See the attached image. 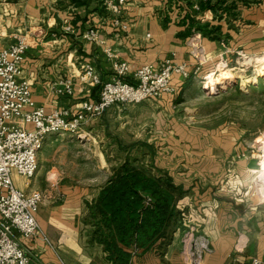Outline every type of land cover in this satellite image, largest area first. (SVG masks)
Returning a JSON list of instances; mask_svg holds the SVG:
<instances>
[{
	"label": "crops",
	"instance_id": "obj_1",
	"mask_svg": "<svg viewBox=\"0 0 264 264\" xmlns=\"http://www.w3.org/2000/svg\"><path fill=\"white\" fill-rule=\"evenodd\" d=\"M82 1L84 5L79 4L81 0H0V49L13 44L16 36L26 39L30 49L23 75L32 84L37 106L48 112L69 108L75 112L83 100H99L100 88L88 86L81 92L79 76L82 65L90 64L103 81L111 80L113 62L107 51L118 61L128 62L132 72L171 59L186 65L191 76L230 53L264 50V0H224L218 8L200 12L192 7L196 0H127L121 15L126 31L114 26L115 16L104 7L106 0ZM65 20L71 21L73 34L62 31ZM197 24L220 27V38L203 36ZM190 28L191 35L186 36ZM91 29L99 30L102 44L84 37ZM69 77L78 83L77 96L53 95L52 85ZM188 79L175 76L177 89ZM175 95L156 100L172 104ZM175 182L188 194L194 191ZM104 186L93 199L86 197L88 189L77 187L64 192L67 201L40 208L37 218L50 243L21 239L30 264H112L104 247L90 241L91 228L85 223L89 204ZM29 187L25 183L18 188ZM202 195V201L186 195L178 201L180 221L164 252L158 244L145 255L135 256L132 264H254V260L264 264V204L242 206L229 201L227 206L216 194ZM190 228L197 233L187 239ZM205 245L209 251L200 253Z\"/></svg>",
	"mask_w": 264,
	"mask_h": 264
},
{
	"label": "rangeland",
	"instance_id": "obj_2",
	"mask_svg": "<svg viewBox=\"0 0 264 264\" xmlns=\"http://www.w3.org/2000/svg\"><path fill=\"white\" fill-rule=\"evenodd\" d=\"M225 69L234 70L235 79L209 89ZM263 70L264 50L230 53L191 75L172 104L113 106L87 124L81 138L51 136L28 191H41L47 207L67 201L64 192L77 187L93 199L128 161L155 176H174L194 188L186 196L197 202L207 193L227 206L264 204ZM14 181L17 187L26 183L17 174ZM196 233L190 228L186 238Z\"/></svg>",
	"mask_w": 264,
	"mask_h": 264
},
{
	"label": "built area",
	"instance_id": "obj_3",
	"mask_svg": "<svg viewBox=\"0 0 264 264\" xmlns=\"http://www.w3.org/2000/svg\"><path fill=\"white\" fill-rule=\"evenodd\" d=\"M6 2V0H4ZM192 7L201 11V5L217 0H196ZM127 0H106L104 6L115 16L114 26L126 31L121 15ZM70 20H65L62 31L73 34ZM84 37L102 44L99 30H88ZM29 43L21 36L15 37L10 46L0 49V264H30L27 250L21 239H42L50 243L42 230L37 215L45 203V195L38 190L19 189L14 175L31 183L40 168L39 155L47 140L55 135L83 137L87 124L117 105L140 104L166 95L177 94L175 76L190 77L186 65H176L166 59L161 64H149L132 72L128 62H120L111 51L107 55L112 63L113 78L103 81L95 66L81 67L79 85L72 78H64L51 87V93L62 98L77 96L78 85L82 90L88 86L100 88L97 101L83 100L73 112L65 110L46 111L38 107L33 96L32 84L23 75ZM132 75V76H131ZM132 77V78H131ZM209 251L205 245L200 253ZM200 258V256L198 257ZM195 262H198L197 258ZM254 264H261L254 260Z\"/></svg>",
	"mask_w": 264,
	"mask_h": 264
},
{
	"label": "trees",
	"instance_id": "obj_4",
	"mask_svg": "<svg viewBox=\"0 0 264 264\" xmlns=\"http://www.w3.org/2000/svg\"><path fill=\"white\" fill-rule=\"evenodd\" d=\"M223 3L217 0L212 6L207 2L201 9L214 10ZM191 28L186 36L191 35ZM220 31V27L197 24V32L212 40L220 38ZM186 194L168 174L155 176L126 161L114 169L98 199L88 206L85 223L91 228L90 241L104 247L112 264H132L135 256L145 255L158 244L164 252L180 221L177 203Z\"/></svg>",
	"mask_w": 264,
	"mask_h": 264
},
{
	"label": "bare ground",
	"instance_id": "obj_5",
	"mask_svg": "<svg viewBox=\"0 0 264 264\" xmlns=\"http://www.w3.org/2000/svg\"><path fill=\"white\" fill-rule=\"evenodd\" d=\"M262 74L264 75V70L262 71ZM236 77V74L234 73V70H229V69H225L221 72V74H219L218 77L211 79V81L209 82V89H216L217 86H219L220 84H222V80H227V81H232L234 80ZM250 79H247V83L249 82ZM224 84V83H223Z\"/></svg>",
	"mask_w": 264,
	"mask_h": 264
}]
</instances>
